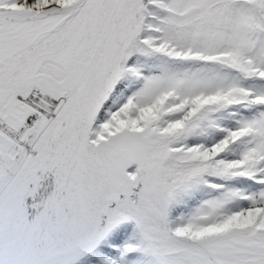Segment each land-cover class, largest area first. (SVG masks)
<instances>
[{"label": "snow or ice", "instance_id": "snow-or-ice-1", "mask_svg": "<svg viewBox=\"0 0 264 264\" xmlns=\"http://www.w3.org/2000/svg\"><path fill=\"white\" fill-rule=\"evenodd\" d=\"M0 264H264V0H0Z\"/></svg>", "mask_w": 264, "mask_h": 264}]
</instances>
